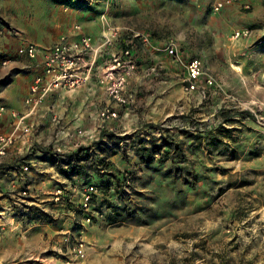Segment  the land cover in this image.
Listing matches in <instances>:
<instances>
[{"label":"rangeland","instance_id":"374dc122","mask_svg":"<svg viewBox=\"0 0 264 264\" xmlns=\"http://www.w3.org/2000/svg\"><path fill=\"white\" fill-rule=\"evenodd\" d=\"M214 1L0 0V102L10 72L27 69L23 44H52L84 23V11L92 21L105 14L123 35L173 40L216 82L204 93H184L181 70L169 89L143 87L139 112L153 119L145 121L148 134L127 139L132 155L124 151L109 167L98 162L95 151L111 156L119 149L124 135L113 128L101 130L105 141L75 151L86 159L65 157L60 173L73 178L59 187L52 235L44 231L37 253L0 255V264H264V0L219 13L211 11ZM241 29L251 35L233 38ZM243 39L255 45L242 47L241 65L226 52ZM124 95L133 97L127 88ZM73 164L83 172L75 174ZM88 184L97 193L84 211L79 202ZM81 242L83 254L75 256Z\"/></svg>","mask_w":264,"mask_h":264},{"label":"crops","instance_id":"0c3cea01","mask_svg":"<svg viewBox=\"0 0 264 264\" xmlns=\"http://www.w3.org/2000/svg\"><path fill=\"white\" fill-rule=\"evenodd\" d=\"M79 13V17H84L82 18L84 23L80 25L82 33L92 38V50L86 56L87 63L94 61L90 80L72 89H53L30 110V106L25 103L29 87L34 78L42 73L41 59L38 55L30 58L27 69L10 72L11 81L6 84L2 94L3 101L0 104L8 108L0 116V125L4 131L7 134L12 132L13 125L21 116L22 124L29 126L30 131L19 132L5 153L0 156V211L3 212L0 220V255L12 254L19 250L24 254L37 253L44 248V231L50 229L52 235L51 224L57 215L56 207L59 205L56 202L59 198L57 191L60 186L72 183L73 177L60 173V167L67 164L65 157L69 158L70 155L74 157L75 151L84 149L85 146L93 147V141L99 140V143L105 141L107 135L100 136L101 130L113 128L119 130V135H124L119 138L120 146H116L119 148L115 150L116 154L106 156L104 149L95 151L96 154L105 159L109 158L111 165L117 156L124 154V151L132 155L133 150L128 148L127 139L129 136L134 138L138 130L140 133L148 134L149 123L145 121L153 119L152 116L139 112L141 98L138 94L150 83L153 84L152 88L158 86V92L169 89L171 78L180 76L181 70L185 78V64L192 60V57L180 53V62H176L165 50L170 40H155L143 35H141L143 38L136 37L137 34L123 35V31L120 33L116 26L109 27V24L106 30L100 21L101 16L100 19L97 17L96 21H92V16L87 17L88 11ZM72 28L73 25L66 33ZM112 28L118 30L120 37L117 34L111 42L103 44V36ZM129 43L134 69L124 89H129L133 94L130 99L134 103L132 109L130 106L127 108L117 104L109 95L107 85L98 82L99 77L109 73L110 54L120 51ZM249 43V39H243L233 46H227L226 56L238 64L242 61L243 65L246 50L243 51L242 47H247ZM252 45L255 43L251 42L250 46ZM240 55L243 56L242 59H238ZM113 73L117 74L118 70ZM154 91L151 89V92ZM146 100L148 104V92ZM103 109L115 111L116 117L100 118L99 113ZM50 146L52 150L47 149ZM119 162L120 159L116 163ZM23 166H27L28 170L22 171ZM24 190L28 195L21 196V191ZM47 209L48 212H43Z\"/></svg>","mask_w":264,"mask_h":264},{"label":"built area","instance_id":"2783aa9c","mask_svg":"<svg viewBox=\"0 0 264 264\" xmlns=\"http://www.w3.org/2000/svg\"><path fill=\"white\" fill-rule=\"evenodd\" d=\"M242 2V0H215L211 4V11L219 13L224 8L235 3ZM246 9L250 8L248 3L243 4ZM101 19L104 26H108L105 22L104 14H101ZM115 28L110 29L108 34L103 36V44L111 42L115 38ZM251 31L249 29L237 30L233 33V38L249 37ZM131 43L125 46L120 51L112 52L110 54L109 73H105L98 78L100 84L107 85V91L111 98L119 105L127 107L130 100L124 95L123 89L127 83L128 77L131 75L134 65L131 62ZM24 51L29 58L40 56L42 73L36 76L29 87V95L25 103L30 106L32 110L49 92L56 88L72 89L81 84H84L91 78L94 61L86 62L87 54L92 50V38L90 35L82 33L80 25L76 24L68 33H63L50 45L39 47L33 43L23 44ZM165 50L172 56L176 62H180V54L177 46L173 40H170ZM0 63H5L1 61ZM118 70L117 74L113 72ZM186 76L183 79L182 89L184 93H191L201 87L202 93L205 92L206 87L214 85L215 79L207 76L204 72L203 63L200 59H192L185 64ZM6 112V107L0 104V116ZM100 118L107 119L116 117L115 111L103 109L100 113ZM23 116L19 117L17 123L13 125V130L6 133L0 125V156L5 153V150L17 137L19 132L27 133L30 131L29 126L22 124ZM28 167L23 166L22 171H27ZM60 190L57 191L59 193ZM97 193V188L93 184L85 185L80 197V207L84 211L90 208L93 197ZM26 191H21V196H24ZM3 212L0 211V220ZM89 216L86 221H89ZM75 256L83 254V243H79L77 248H74Z\"/></svg>","mask_w":264,"mask_h":264},{"label":"trees","instance_id":"16d2710c","mask_svg":"<svg viewBox=\"0 0 264 264\" xmlns=\"http://www.w3.org/2000/svg\"><path fill=\"white\" fill-rule=\"evenodd\" d=\"M165 142H166V144L169 146V145H172V142H167L166 140H165ZM81 151H82V149H81ZM81 155V154H78V153H75L74 155ZM86 154H84V155H81L80 157H81V160H84V159H86ZM101 165H104V166H107V167H109L111 164H110V162H105L104 161V158L103 159H100L99 161H98ZM72 168H75V174H79V173H82L83 172V166H81V165H79V164H73V167Z\"/></svg>","mask_w":264,"mask_h":264}]
</instances>
